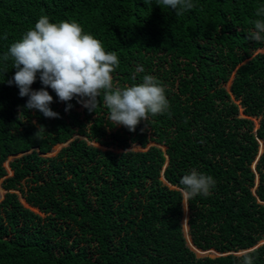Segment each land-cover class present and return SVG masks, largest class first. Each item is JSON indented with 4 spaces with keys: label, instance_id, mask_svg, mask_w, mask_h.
<instances>
[{
    "label": "trees",
    "instance_id": "1",
    "mask_svg": "<svg viewBox=\"0 0 264 264\" xmlns=\"http://www.w3.org/2000/svg\"><path fill=\"white\" fill-rule=\"evenodd\" d=\"M193 3L178 16L157 0H0V56L42 15L74 19L117 53L114 88L153 75L170 104L132 132L103 95L65 111L49 87L60 117L46 118L0 63V264H242L241 250L264 264V43L249 39L264 0ZM192 169L216 183L186 201V230Z\"/></svg>",
    "mask_w": 264,
    "mask_h": 264
},
{
    "label": "clouds",
    "instance_id": "2",
    "mask_svg": "<svg viewBox=\"0 0 264 264\" xmlns=\"http://www.w3.org/2000/svg\"><path fill=\"white\" fill-rule=\"evenodd\" d=\"M157 5L175 10L178 16L196 7L193 0H157ZM256 16L260 18L253 21L254 28L249 33V39L264 43V6L256 9ZM10 59L16 71L7 83L18 87L20 97H28L25 109L38 110L46 118L60 117L50 107L54 98L48 91L49 87L59 101L66 103L65 111L73 107L70 102L76 98L82 107L95 112L98 98L103 95L110 120L115 126H124L132 132L150 115L163 114L170 107L165 85L153 75H144L141 83L114 88L112 73L119 66L117 53L107 51L100 39L86 32L74 19L51 22L47 15H42L34 27L26 30L0 56V63L6 67ZM37 74L42 87L33 89L31 86L37 80ZM45 130L44 125H39L35 135L39 136ZM91 143L101 146L97 142ZM261 143L259 141L257 156ZM58 145L60 147L61 144ZM4 165L10 172L8 175L11 174L7 161ZM215 183L211 175L192 169L179 181L182 200L186 202L197 195L209 196ZM240 256L243 257L242 264H254L251 252L243 251Z\"/></svg>",
    "mask_w": 264,
    "mask_h": 264
},
{
    "label": "rangeland",
    "instance_id": "3",
    "mask_svg": "<svg viewBox=\"0 0 264 264\" xmlns=\"http://www.w3.org/2000/svg\"><path fill=\"white\" fill-rule=\"evenodd\" d=\"M229 82H230V80L225 84L226 88H228ZM239 114L242 115L241 114V110H240ZM250 119L253 122L254 128L257 127L258 124H259V117L253 116V117H250ZM150 144H153V143L152 142H148L147 143V145H150ZM58 148H59V145H56L53 148V151L52 152H55ZM134 148L135 149H138V150L139 149H145V148H140L138 146L137 147H134ZM161 148L164 149V146H161ZM11 157H13V156H9L8 159L11 158ZM252 166H253V163H252ZM7 172L10 173L8 170H7ZM0 193H1V195L3 194V190L1 188H0ZM183 234H184V231H183ZM194 250H195L196 254L199 255V256H201V255H211L212 256V255H216V253H217L213 249H209V250H199V249H196L195 248Z\"/></svg>",
    "mask_w": 264,
    "mask_h": 264
},
{
    "label": "water",
    "instance_id": "4",
    "mask_svg": "<svg viewBox=\"0 0 264 264\" xmlns=\"http://www.w3.org/2000/svg\"><path fill=\"white\" fill-rule=\"evenodd\" d=\"M261 146H262V143H261ZM254 163H255V162H254ZM253 165H254V164H253ZM257 181H258V177L256 176L255 182L257 183ZM25 205L28 206V204H26V203H25ZM183 205L185 206V207H184V211H185L184 213H185L186 216H185V218H184V222L186 223V230H187V228H188V227H187V215H188L187 203H186L185 201H183ZM187 232H188V231H187ZM187 234H188V233H187ZM185 239H186V237H185ZM188 240H189V243H188ZM188 240L186 239L187 243H188L189 245H190V244L192 245L191 240H190V237H189ZM242 251H244V250H241V251H238V252H242ZM216 254H218V253H216Z\"/></svg>",
    "mask_w": 264,
    "mask_h": 264
},
{
    "label": "bare ground",
    "instance_id": "5",
    "mask_svg": "<svg viewBox=\"0 0 264 264\" xmlns=\"http://www.w3.org/2000/svg\"><path fill=\"white\" fill-rule=\"evenodd\" d=\"M188 243H189V240H188ZM191 245V244H190ZM192 246V245H191Z\"/></svg>",
    "mask_w": 264,
    "mask_h": 264
}]
</instances>
